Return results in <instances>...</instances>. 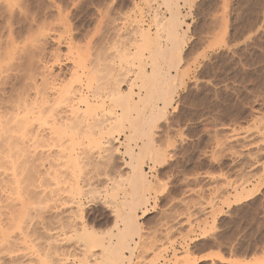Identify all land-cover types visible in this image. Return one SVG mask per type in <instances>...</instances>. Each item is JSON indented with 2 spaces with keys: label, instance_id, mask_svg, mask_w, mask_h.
Returning <instances> with one entry per match:
<instances>
[{
  "label": "rangeland",
  "instance_id": "1",
  "mask_svg": "<svg viewBox=\"0 0 264 264\" xmlns=\"http://www.w3.org/2000/svg\"><path fill=\"white\" fill-rule=\"evenodd\" d=\"M1 1L12 2V0H0V3H2ZM20 1L22 6L16 9H22L23 13H21L22 10L21 12H19L20 10L14 11L12 19L2 14L3 11H1L2 9L0 8L1 51L3 52L7 49V45L10 44L8 42L9 40L11 42V38L14 40L18 49L21 47V51L22 47L26 46L23 53L21 51V53H19L17 49V53L20 55L16 53V55H12L11 57V60L16 64L11 75L19 78L16 92L20 90V92H22L26 88V85L30 83L31 78H36L39 83L45 82V84L55 83L57 85H63V83H69L74 79L69 78V76L72 77L73 68L76 67L75 62L79 61V63H84L83 65L88 68L85 70L86 77L89 78L90 74L92 79L95 77L93 79L94 82L99 81V84L97 83V85L94 83V86L98 88V91H96L98 92L97 94L100 95L99 100L104 101L106 99L104 101L106 102V107H109L110 104L107 98L108 93L117 87L118 84L115 83H119L116 81H121L122 85L119 84V87L126 90L131 79L133 78L132 80H134L138 78V74H134L139 70L137 67L139 62H137L136 59L133 61L130 58H126L127 62L124 59L127 54H132L139 50L137 49L139 47L134 43L136 42L135 40L141 39L138 34L140 31L139 29L150 28L152 36H155L156 18L154 17L160 16L157 17L160 20L162 19V15L163 18L170 16L163 0H127V4L121 0L120 8L117 9V12L119 13L121 9H123L125 17L130 23L117 28V34L121 36V39L118 42L114 41L112 45L116 49L117 54L115 56L109 54L101 58L100 54L93 51L90 43L82 44L80 39L81 33L87 32L92 19V15L87 9L75 15L74 18L70 19L65 15L66 17L64 16L63 19H59V0H35L34 5L30 3L29 0ZM184 1L185 0H180L178 4L180 5L183 16H185L184 21L189 27L187 28V24H185L186 45L184 44L182 54V60L188 61V64H186L183 69L179 66L178 72L181 75L189 71L190 67L193 76L196 77L197 65L193 63V61H196L198 58L201 61L205 58H209L212 62L223 66L228 56L226 49L233 48L237 37L251 28L253 24L264 23V0ZM2 4L4 5V3ZM52 5H57L58 7H53ZM145 5H147V7ZM45 20H48L50 24H47ZM36 25L38 27L41 25V29L46 26L43 30L45 32L47 29V34L43 33L45 36L42 34L40 38L41 42L36 46L37 49L34 48L36 50L33 48L28 50V43L33 37H31V34H34V31L38 28ZM125 29L134 30L129 31L128 35H123ZM229 41L232 43L230 44ZM26 50H28V57L27 64L24 66L22 61L24 60L23 56ZM145 51L144 55L149 56L150 50ZM245 52H247V49ZM79 54L81 58L78 56ZM247 54L248 56H252L251 52H247ZM129 63H131V65ZM242 71L243 73H249L247 78L252 81L255 79V76L264 74V63L257 57L250 60L249 63L244 64ZM252 73H254L255 76L251 75ZM225 75L227 76L228 74L226 73ZM84 76L85 75L79 77V82H76V84V78L74 79V84L76 86L78 85L77 87H81L79 83L83 84V82L87 80ZM45 79L48 80L46 81ZM244 79L245 75L241 74L239 80L242 82ZM125 80L128 81L127 87H125ZM59 82H61V84ZM201 85H203V87ZM232 85L233 87L230 88L228 80L223 79L220 84L215 85L211 91H207L208 83L204 78L201 77L195 80V91L197 93H203L204 96H211L213 100L217 102V106L212 110H204L186 119L183 130L179 133L178 145L177 138L172 136V132L176 131V129H170L168 127L163 129L164 143L168 149L167 158H165L164 153H160V145L156 144L155 139L151 137L154 148L159 150V152L155 151L162 154V156L160 155V159L155 162L151 160L157 155L152 158L151 156L148 157L149 155L146 156L150 163L142 160L144 161L142 168L144 170L145 167L147 168L145 172L148 173V178L153 186L150 193H147L150 199L147 207L148 210L147 208L138 210V215L144 213L143 211L146 213L139 216L142 229L140 238L137 239L138 250L133 257L135 264H153L152 262H156L155 264H193V261L205 255L203 252L194 251V248L207 249L208 253L216 251L215 254H222L221 256L226 260L224 262L219 261V264H235L236 261L243 259L245 254L249 251L252 253L251 257H249L251 260H258L259 254L264 251L260 243H258L264 241V232H262L261 223L264 221V111H262V109H264V104H260L259 100L256 98L250 101L246 100L245 95L247 94L237 93L235 88L239 87V84L236 83V77H233ZM221 89H223V92H221ZM229 93H231V97H234V99L229 96ZM15 99L16 98L12 100ZM0 102L8 103L9 101L0 100ZM209 103L211 104L212 101ZM57 104L62 105L63 103L59 101ZM253 104L258 106L253 107ZM238 105V111L233 112V109H236ZM173 111H175V109ZM100 130L102 133L105 131L108 132L107 134L99 133L101 135L97 137L102 140L110 136L115 140L117 138L116 142L119 141L120 144L125 141V134L123 132L122 134L120 131L116 130ZM100 130L96 129V131H94L95 134L100 132ZM122 135H124V140L121 141ZM110 137L106 138V140H111L112 138ZM114 139L112 140L114 141ZM169 140H171V143H169ZM43 145H34L35 147H30L29 145L20 146V150H17L18 147L16 149L12 146V153H10L11 151L8 150V148L5 147L7 149L6 151L4 146L0 147V244H2V246L0 245V264H6V262L10 261L16 262V264H44V255H46L45 253L48 255L50 247L53 248L51 250L53 253L51 254H55L57 251L55 250L56 244H52L55 242L53 240L57 238V236L55 235L56 237H52L53 239L50 240V236L48 238L46 234V240V238L44 239L43 237V232L49 227L47 226L48 223L57 218V215L60 218L63 216L62 219L64 218L63 220H66L65 218L68 216L70 210L63 209L61 211L62 213L58 211L60 213H55L57 214H54L55 218L53 216L54 212H51L52 214L49 213L53 218L47 213L48 215L45 214L44 221L42 222L39 218L40 225L45 221L48 222V219H50L46 226V222L42 225L43 228L39 233V231L33 227L32 222L33 219L34 221L37 219L33 213L40 205L38 204L39 202H36L37 200H32V204H30L28 199L29 195L32 196L33 185L37 183L42 187L45 185L44 188L47 191L53 189L60 192L62 195L64 194L63 196L66 198L67 194L68 196L71 194L70 192H79L78 189L81 187L80 189L83 193L81 190L80 193L83 194V196L80 200H82V202L80 200L78 201L83 203L81 204V206L83 205V208L81 207V214L82 216L84 215L87 224H90L88 225L90 230L102 234L103 232L107 233L113 229L114 218L111 216V212L105 204V201L108 200L106 193L112 191L111 189L113 186L117 184L122 185L124 183L125 186L126 179H129L132 175L131 166L126 164L131 160L126 153V143L125 145L123 144L125 146L126 155H120L119 159L121 167L113 170L110 168V164L107 161L101 165L100 161L103 160L105 153L97 151L95 153V161L92 162L91 167L85 160H80L83 164L85 163V166L79 161L81 163V166L79 165L80 168H82V166L84 167L81 170L79 169V171L77 170L79 166L77 169L73 167L75 161H77L74 159L77 158V154L80 151L79 148L76 147L78 145L68 144L72 147H76H73L74 153H70L69 156L67 150L70 148L68 152H73L71 147L67 148V146H63L66 147V150L64 149L63 152L65 153L61 154L59 149L51 148L48 144ZM115 145L117 144H114V146ZM46 147L48 148L47 151L44 150ZM33 150H35V152ZM59 153L62 156H57ZM4 154L6 157H2ZM53 155L56 156V159H58L57 161H55L56 159ZM18 156L19 158L17 159ZM10 157L13 158L11 160L12 162L7 161ZM67 157H71V159H67ZM70 160L71 162H69ZM24 162H29V166ZM55 162H61V164L59 163L60 168L58 167V163V166H54ZM23 163L26 167L21 165ZM67 163L71 168L66 167L67 169H63L65 173L62 170V172L58 170V168L62 169L65 167H61V165ZM70 163L74 165L71 166ZM35 167L41 172L44 171L43 174L45 172L47 173L44 174L43 178L41 177V179H43L41 180L42 182L39 181L40 177H36L38 169L35 171ZM72 168L75 170L73 172L76 173H72ZM52 169L54 173L51 172ZM59 171L61 174L58 173ZM80 171L82 173H80ZM101 171L104 172L103 178L106 180V183L100 182ZM110 171L112 173L111 175H109ZM48 173L53 174L48 175ZM66 173H68V175L72 173V177L68 176ZM54 174H58L57 176L59 177ZM70 177L74 178L70 179ZM33 181L35 184H31ZM73 182L75 185H78L79 188L74 187V189L72 187L74 185ZM77 182L78 184H76ZM53 183L54 185H52ZM29 188H32L31 191ZM10 196L13 201L10 199ZM9 199L11 204L9 203L8 205ZM108 201H110V199ZM33 203H35V206ZM12 204H14V206ZM23 204H27L26 208L20 211ZM7 205L11 208L15 207L14 209H19L20 211L18 212L17 221H13V223L10 222L11 220H7L8 222L6 223L3 222L6 221L10 213L8 211L11 209L8 208ZM31 205L32 207H30ZM3 208L6 210H2ZM13 208L11 210H14ZM3 211L4 214L1 213ZM63 211L66 212L64 213ZM43 215L44 214H42V216ZM52 223L55 225V221ZM52 223L49 225L52 226ZM19 226H23L24 228L26 226V230L28 227H32L38 236L31 228H29V231H32L33 235H35V237L37 236V238L42 237L39 241H46H43L44 244L41 242L38 243L41 245L43 244L42 246L49 243L50 247L47 248L48 245L44 246L45 248L39 246L32 249L31 247V249L29 248L28 250L24 247L23 251V246L19 243L18 239L19 231L17 230ZM6 228L8 229L6 230ZM13 230H15V232ZM7 231H9V234H6ZM57 232L58 236H62L59 237V239L62 240L64 238L60 243V240H58V246L63 242L60 246L63 253L59 249L58 252L60 251L59 254L62 253L61 255L64 254L66 260V257H68L70 261L67 260L68 263L66 264H96L95 258L91 256L94 254L99 255L100 250L95 249L91 252V254L93 253L92 255L89 254L85 246L87 244L85 238L82 236L79 237L80 233L77 234L78 237H75L77 232L69 231L68 229L66 231L61 230V232L58 230ZM73 232L74 234L69 236V234ZM213 232L216 233L214 238L215 244L219 245L223 243L228 245L226 252L220 248H213L212 244L205 243L208 239V234ZM7 238L10 239L8 240ZM6 239L7 242L9 241L7 245H5ZM38 249L42 251L44 255L41 252L39 256V251H36ZM16 251H18V255H14ZM5 253H7V255H5ZM30 254L34 255L32 256ZM21 255L24 258H22ZM25 255L28 256L26 257L27 259H25ZM22 260L24 262H22Z\"/></svg>",
  "mask_w": 264,
  "mask_h": 264
},
{
  "label": "bare ground",
  "instance_id": "2",
  "mask_svg": "<svg viewBox=\"0 0 264 264\" xmlns=\"http://www.w3.org/2000/svg\"><path fill=\"white\" fill-rule=\"evenodd\" d=\"M179 1L180 0H163V3L166 6V9L168 10L170 16H168V17L166 16V17L163 18V15H162V17H161L162 19H160V20H159V18H157V17H160V16L154 17V18H156V23H155L156 34H155V36H152V34H151L152 32H151L150 28L149 29L148 28L139 29L140 31L138 32V34H139V37L141 39L140 40L139 39H137V40L134 39L136 41V42H134L135 45H137V47H139V48H137V47L136 48L139 49V50H137L136 52H134L132 54L131 53L127 54L125 59H124V60H126V58H130L133 61H135V59H136L137 62H139V64H137V67L139 68V70L134 75H137V74H139L141 72L142 66L150 65L152 63H156V62H158L160 60H163L166 54L169 56V58H171L173 55H175L176 58L182 60L184 44L186 42V30H185L184 27H186L185 24H187V23H185V21H184L185 16H183V14H182V12L180 10V5L178 4ZM185 1H187V0H185ZM1 2L4 3V5L2 3H0V8L2 9V10L1 9L0 10L3 11L2 14L7 15V17H9L11 19L14 16V11H19L20 10V9L18 10L16 8H21V6H22L20 0H12V2L11 1L10 2L9 1H7V2L6 1H1ZM17 5H20V6L17 7ZM21 10L19 12H21ZM27 12H29V11H27ZM21 13H23V10H22ZM36 21L37 20L35 19V22ZM45 21H47V24L49 23L48 20H45ZM56 25H58V24H56ZM7 26H8V23H7ZM41 27L42 26L40 25V27H38L36 29V31H39V29H41ZM187 28H189L188 24H187ZM46 30H45V32L43 30V33L47 34ZM55 32H57V31H55ZM32 36H33V34H31V37ZM60 38H62V37H60ZM6 39H8V38H6ZM8 43H10V44L7 45V49L5 47L6 50H4L2 52L1 51L2 49H0V62L1 63H3L4 61H10L12 55H16V53H17V49L18 48H17V45L14 43V40L11 38V42L9 40ZM131 43H133V42H131ZM19 48L20 49H18L19 50L18 52L19 53H21V52L23 53V50L26 49V46L22 47V51H21V47H19ZM36 49H34V50H36ZM28 50H26V51H28ZM145 50H150L149 56L144 55V51ZM19 53H17V54H19ZM32 54H33V52H32ZM78 56L80 57V54ZM29 58H30V56H29ZM58 58H60V57H58ZM75 63H76L75 64L76 67L73 68L72 75H71L72 77L69 76V78H72V79L76 78V80H75V84H76V82L77 83L79 82L78 78L81 77L82 75H85L84 77L87 80H85L83 82V84L79 83L81 85V87H77L78 85L76 86L74 84V79L72 81H70L69 83H66V84L63 83V85L61 84V82H59L61 85H59V84L57 85L55 83H48V84H45V82L44 83H41V82L39 83V81L36 78H31L30 79V83L28 85H26V88L24 87L25 89L22 92H20L21 90L17 91L18 93H17V96L15 97L16 98L15 100H12V101L9 100L8 103L0 102V145H1L0 147L4 146V148L6 147V148H8V150L11 151L12 146H13V148H16V149L18 147L17 150H20L21 147L25 146V145H29L30 147L31 146L33 147L34 145L41 146L43 144H48V137L51 135V133L50 132H45V130L40 125V122L41 121H45L46 122L47 119H48L49 112H53V111L60 112L61 118L65 119L67 112L79 111V105L81 103H83L85 105V108H86V113H84V119L81 121V123L84 124V127L86 129V131L84 132L85 136H89V137L94 136V137H96L97 140H102V139H100L97 136H99V135H101L103 133L107 134L108 132L105 131V132L102 133V131L100 129H103V130L109 129L110 131L116 130V131H120L121 133L123 132L124 134L127 133V135H125V141L124 142L126 143V153L128 154L127 156L130 157V159H131L130 161L131 162L129 161V163H126V164L131 166L132 175L129 177V179H126L125 186H124V183L122 185H118L117 184L118 186L117 185L113 186V188L111 189L112 191H109V192L106 193L107 196H108V200L110 199V201H108L107 199H106L107 201H105V204L108 206V210L111 212V216L114 218V225H119L118 228H114L113 227V229H111L107 233H105V232L102 233L101 232L102 234L97 233L96 231H91L90 230V228L88 226L90 224H87V222H86L87 220L85 221L84 215L82 216V214H81L82 213L81 212L82 211L81 207L83 206V205L81 206V204H83V203H81L82 200H80L82 198V196H83V194L80 193V190H81L80 188L81 187L79 188V186L75 185L74 182H73V184L75 186L72 184L73 185L72 187L73 188L74 187L75 188H79L78 189L79 192L76 191V193H73V192H70V191L67 190L71 194L68 196V194L65 193V194H67V198H66V197L63 196L64 194L62 195L60 192L55 191L53 189L51 191H49V190L47 191L44 188L45 185H43V187H42L40 184H38V183L35 184V182L33 181L31 184H35V185H33L34 187L32 186L34 190L32 188H29L30 191L32 189V196L29 195L28 199L30 201V204H32L31 203L32 200H35V201L37 200L36 202H39L38 203L39 205H43L44 209H51V212H54L53 213L54 218H55V215H57L55 213H57L58 211L61 212L63 209H69L70 210L67 217L64 215L66 217L65 218L66 220H63L64 218L62 219L63 216L60 218L57 215L56 216L57 218L54 220L55 221V225L52 223V222H54L53 220H51L52 222H49L50 219H48L49 223L46 222V221H45L46 223L43 222V224L45 223V226L47 225V223H48L47 226H49L46 229L47 232H46V230L44 231L45 234L43 232L44 239L46 238V234H47L48 238L50 236V240L53 239L52 237H56L57 236V238H55L53 240L55 242H53V243L51 242L54 245L56 244L55 245L56 246L55 250H57V251L55 252V254H51V253H53V252H51V250L53 248L50 247L49 243L48 244L45 243V244L48 245L47 248L50 247V251H49L50 254L48 252V255H47V253H45L46 255H44L42 251H39V249L36 250L37 252L39 251V256H40L41 252L45 256L44 262H43L44 264H66V263H68L67 260L70 261L68 259V257H66L67 260L65 259L64 254L61 255L63 252L61 251L60 246L63 244V242L61 243V245L59 244L60 246H58V240H60L59 241V243H60L64 238L62 240L59 239V237H62V236L61 235L58 236L57 235V233H58L57 231L60 230V232H61V230L62 231L65 230L66 231L67 229L69 231L77 232L75 234V237H78L77 234L80 233L79 237L82 236L83 238H85V242L89 245V246L87 244L85 245L87 247L86 249L89 251V254H91V252L93 250H95V249H99L100 250V254L99 255L94 254L93 256H91L92 258L93 257L95 258L96 264H100V263L101 264H131V262L133 260V257L135 256L136 251L138 250L137 239L140 238L141 229H142L141 228V224L139 222V216H141L142 214L146 213L145 211H143L144 213H142L141 215H138V210H141L143 208L146 209L148 207L150 199L147 196V193H150V190L152 189V186H153L151 181H150V179L148 178V176H149L148 173H146L145 170L142 168V165L144 164V161H142V160H144L143 157H145V156L149 155L148 157L151 156V158H152V157H155V155H157L154 159L151 160V161L154 160V162H155L156 160L160 159L159 156L160 155L162 156V154H160L161 152L158 153L159 150L154 148L153 141H152L151 137H148V138H145L144 136H139L138 137V139L141 140V142L143 143V147L141 149H139V152L142 153V155H138L137 157H133L132 156V153H131L130 149H128L127 145L132 140L133 136L136 135V133H137V129L135 127L136 121L140 120V119H142L145 123L151 121L152 120V112H151V109H149L147 113H145L143 108L137 109L136 97L133 96V92L135 91L134 88H133V85L135 84V82L137 80L136 78L134 80H132L133 78L131 79V81L129 82L128 88L126 90H124V89L119 87V84L122 85L121 81H116V82H119V83H115V84H118L117 87H115V88L112 87L114 89H112L108 93L107 98L110 101V104H109V107H106V105H105L106 102H104L106 99L105 100L102 99L104 101L99 100L100 95L97 94L98 93L97 92L98 88H96L97 86L96 87L94 86V83H96V84L98 83L99 84V81L94 82L93 79L95 77L92 79L90 74H89L90 77L88 76L89 78L86 77L85 70L88 69V68H86L83 65L84 63L83 64L81 62L79 63V61L75 62ZM129 64L131 65V63H129ZM132 64H134V63H132ZM85 65H86V63H85ZM133 66H135V65H133ZM179 66H180L179 64H174L173 68L178 72L179 71ZM80 69L82 70V73H81ZM91 72H93V71H91ZM133 73H134V71H133ZM42 74H43V72H42ZM93 75H95V74H93ZM44 77H45V75H44ZM113 86H114V84H113ZM99 94H100V92H99ZM2 101H4V100H2ZM59 101L61 103H63L62 106L63 105H67V107L64 109V111H60V109L52 108L55 105H57V102H59ZM133 113H135V115H133ZM33 128H35V131H33ZM96 129L100 130V132H98L97 134H95V132H94V131H96ZM99 133H101V134H99ZM106 134H104V135H106ZM109 137H106V138H109ZM106 138H105V140H106ZM110 138H112V137H110ZM112 139H114V138H112ZM112 139L111 140L109 139L111 141V143L108 145V147H113L114 144H118V143L120 144L119 141L116 142L117 138H116V140L114 139V141ZM124 142L121 143V144L125 145ZM39 146H38V148H39ZM66 146H67V148L71 147L72 149L74 147V146L72 147L71 145H66ZM76 147H78V146H76ZM76 147H74V148H76ZM64 149L66 150V147H63V150ZM69 149L67 150L68 156H69L70 153H74V149L72 150L73 152H68ZM155 150L158 151V152H156ZM6 151H7V149H6ZM33 151L35 152V150H33ZM10 153H12V151ZM63 153H65V152H63ZM75 154H76V152H75ZM59 155H60V153L57 156H59ZM65 155H67V154H65ZM50 156H51V154H50ZM53 156L56 159V156L55 155H53ZM60 156H62V155H60ZM2 157H6L5 154H4V156L2 155ZM51 157H49V158H51ZM7 158H9V157H7ZM18 158H19V156L17 157V159ZM68 158L71 159V157H67V159ZM74 158H76V157H74ZM5 159H4V164H5ZM12 159L13 158L10 157V159L9 160L7 159V161L8 162L9 161L12 162L11 161ZM14 159L17 160L16 158H14ZM59 159H60V157H59ZM15 160H14V162H15ZM57 160L58 159H56L55 161H57ZM74 160H77V158L74 159ZM133 160H135L136 162L133 163ZM17 161H19V160H17ZM62 161L65 162L64 160H62ZM38 162H40V161H38ZM69 162H71V160ZM72 162H74V161H72ZM80 162L78 163V161H75V163H74L75 165L72 164V163H70V164H71V166L74 165L73 167L74 168L76 167L75 169H77V167L82 163V162L81 163ZM24 163L21 164V165L23 166ZM53 163H54V161H53ZM57 163L55 162L54 166H56ZM59 163L61 164V162H59ZM59 163H58L59 166L58 165L57 166L60 168V164ZM16 164L19 165L18 163H16ZM16 164H14V165H16ZM27 164L29 166V162ZM157 164H158V162H157ZM32 165H30V166H32ZM62 166H65V167H63L62 169H59L57 167L58 170L64 171L65 169H67L66 167L71 168L70 165H68V163L64 164V165H61V167ZM80 166L77 169L78 171H79V169L81 170V169L84 168L83 166H82V168H80ZM23 167H26V166L24 165ZM39 167H41V166H39ZM36 169H38V168L35 167L34 170L36 171ZM19 170H20V168H19ZM71 170H72V173H76V172H73V171H75V170H73V168ZM71 170H67V171H71ZM60 171L58 173H60ZM43 172L44 171L41 172L39 169L37 171L36 177H40L39 181L43 180V179H41V177L43 178L44 174H47L46 172L43 174ZM51 172H53V169H52ZM53 173H50V174H53ZM64 173H65V171H64ZM72 173H69V175H68V173H66V174L68 176L72 177ZM80 173H82V172L80 171ZM50 174L48 173V175H50ZM54 175H56V174H54ZM63 175H62V177H63ZM51 176H53V175H51ZM57 177H59V176H57ZM71 177H70V179L74 178V177L73 178H71ZM79 177H80V175H79ZM54 178H55V176H54ZM67 179H68V177H67ZM48 180H50V179H48ZM35 181H36V179H35ZM67 181H66V183H67ZM74 181H76V180H74ZM64 182H65V180H64ZM55 184H56V182H55ZM76 184H78V182ZM52 185H54V183ZM70 189L72 190L71 187H70ZM81 192H82V190H81ZM106 194H105V196H106ZM84 196H86V195H84ZM10 197H8V198H10ZM27 197H26V199H27ZM10 199L12 200V197ZM10 199L8 201V205H9V203L11 204ZM28 199H27V201H28ZM78 200H80L81 202L78 201ZM34 204L35 203H33V205ZM12 205L14 206V204H12ZM26 205L23 204L20 211H22L23 208L25 209ZM0 207H1V205H0ZM30 207H32V205ZM8 208H11V207L8 206ZM11 209H9L10 211H8L10 213H9L6 221H3V222L6 223L9 220H11L10 222L13 223V221H17V216L19 214L18 212H20V211H19V209H14V210H11ZM2 210L5 211L6 209L3 208ZM147 210H148V208H147ZM4 211L1 212V213L4 214ZM60 212H58V213H60ZM63 212L65 213L66 211H63ZM47 213L48 212L45 211L43 213L44 215L43 216L41 215V217H40V221L41 222L44 221L45 214H47ZM51 214H49V215H51ZM59 215H61V214H59ZM28 216H30V215H28ZM53 216L51 218H53ZM33 221H34V219H33ZM51 223L53 224L52 225L53 228H52V226L49 225ZM39 224H41V223H39ZM29 228H31L33 232L35 231L32 227H28L27 230H26V226H25V228L23 226H19L18 227V230H19V232H18L19 233V238L18 239H19V243L22 244V246H23L22 250L24 249V247L26 248V250H28L29 248L31 249V247L33 249V248H37L39 246H41V248L46 246V245L42 246L44 244L43 243L44 240L43 241H39V239L42 238V237L37 238V240L33 239V237H35V235H33L32 231L31 232L29 231ZM44 228H46V227H44ZM7 229L8 228H6V230ZM12 229H14V228H12ZM13 231L15 232V230H13ZM8 232L9 231H7L6 234H9ZM39 233H40V231H39ZM35 234L38 236L37 233H35ZM66 234H67V232H66ZM72 234H74V232L69 234V236L70 235L72 236ZM8 237H9V235H8ZM63 237H65V236H63ZM3 239H4V237H3ZM7 239H6V241H7ZM46 240H47V238H46ZM2 241H4V240H2ZM15 242H16V240H15ZM38 242H41L43 244L41 245ZM44 242H46V241H44ZM0 245L2 246V244H0ZM73 247H74V245H73ZM58 249L62 252L61 254H59L60 251L58 252ZM86 249H85V251H86ZM43 250H45V249H43ZM73 250H75V249H73ZM18 251H20V250H18ZM18 251H16V253H18ZM1 252H2V250H1ZM71 252H72V250H71ZM86 253H87V251H86ZM89 254H88V256H89ZM30 255H32V254H30ZM221 255L216 254V256L218 258H220L219 261H223L224 262L226 259L223 256H221ZM67 256H68V254H67ZM26 257H28V256L25 255V259H27ZM203 257L204 256L200 257L199 259H203ZM22 258H24V257L22 256ZM17 260H18V258H17ZM22 262H24V261L22 260ZM152 263L155 264L156 262L155 263L152 262Z\"/></svg>",
  "mask_w": 264,
  "mask_h": 264
},
{
  "label": "snow or ice",
  "instance_id": "3",
  "mask_svg": "<svg viewBox=\"0 0 264 264\" xmlns=\"http://www.w3.org/2000/svg\"><path fill=\"white\" fill-rule=\"evenodd\" d=\"M29 2L33 5L35 4V0H29ZM120 2L121 0H59V19H63L65 15L70 19L74 18L75 15L87 9L92 15V19L87 32H82L80 35L82 44L90 43L93 51L100 54L101 58L109 54L115 56L117 53L112 46L113 42H118L121 39V36L117 34V28L130 23L126 19L123 9L119 13L117 12V9L120 8ZM123 2L127 4V0H123ZM19 6L17 5V7ZM52 6L58 7L57 5ZM145 6L147 7V5ZM44 27L46 28V26ZM133 30L125 29L123 35H128L129 31ZM42 34L43 28L39 31H34L32 40L28 43L29 50L35 48L41 42ZM229 43L231 44L232 42L229 41ZM246 49L247 52L252 53V56H248L247 52H245ZM226 51L228 56L223 66L212 62L209 58H205L203 61L198 58L193 61L197 65L196 77L193 76L190 67L189 71L183 73V75L173 68L174 64H179L181 69L188 64V61L178 59L175 55L169 58L166 54L163 60L142 66V70L133 85L136 90L133 92V96L136 97L137 109L143 108L145 113L151 109L152 120L147 123L142 119L136 121L137 133L127 145L133 157L142 155L139 149L143 145L138 137L144 136L145 138H154L155 143L160 145V152L164 153L165 158H167L168 149L164 143L163 129L165 127L176 129V131L172 132V136L177 138L178 145L179 133L183 130L186 119L204 110H212L217 106V102L211 96H204L203 93L195 91L194 85L197 78H204L208 83L206 90L211 91L223 79H227L229 87L232 88V79L236 77V83L239 84V87L235 88L237 93L247 94L245 95L246 100L250 101L256 98L260 104H264V74L255 76L252 73L251 75L255 76V79L250 81L247 78L249 73H243L242 71L244 64L257 57L264 63V23L253 24L251 28L237 37L233 48L226 49ZM27 57L28 51L25 52L24 60L22 61L24 66L27 64ZM15 67L14 61L0 63V100L9 101L17 95L16 89L19 78L11 75ZM226 73L228 74L227 76L225 75ZM241 74L245 75V79L242 82L239 80ZM127 84L128 81L125 80V87H127ZM201 86L203 87V85ZM221 92H223V89H221ZM229 96L231 97V93H229ZM231 98L234 99V97ZM210 101H212L211 104L209 103ZM252 106L257 107L258 105L253 104ZM54 107L64 111L67 105L57 104ZM174 109L175 111H173ZM238 109L239 105L236 109H233V112L238 111ZM84 113H86V108L83 103L79 105V111L67 112L65 119L61 118L60 112H49L47 121L40 122L45 132L51 133L48 137V145L51 148L59 149L61 154H63V146L70 143L78 145L80 151L77 154V161L85 160L90 167L92 162L95 161V153L102 151L105 155L103 160L100 161L101 165L107 161L113 170L121 167L119 159L120 155H126L125 146L118 143L113 147H108L111 143L110 140H97L94 136H85L84 132L86 129L84 124L81 123L84 119ZM33 131H35V128H33ZM121 140H124V135L121 136ZM169 143H171V140H169ZM44 150L47 151L48 148L46 147ZM144 160L150 163L146 156ZM135 162L133 160V163ZM145 170H147L146 167ZM111 174L110 171L109 175ZM100 176V182L106 183L103 178V171L100 172ZM45 211L50 213L51 209H44V206L40 205L33 213L37 218L33 221V227L37 231H40L43 227L39 224V218ZM261 223L262 232H264V221ZM113 227L118 228L119 225H114ZM215 236V232L209 233L205 243L212 244L213 248H220L226 252L228 245L223 243L215 244ZM33 239L37 240V237H33ZM7 243L5 241V245ZM258 243L264 249V241ZM193 250L205 253L203 259L193 261V264H219L220 258L216 256L215 252L208 253L207 249L194 248ZM14 255H18V253H14ZM251 255L252 253L249 251L243 259L236 261L235 264H264V251L259 254L258 260L249 259ZM6 264H16V262L10 261L6 262ZM132 264H135V260L132 261Z\"/></svg>",
  "mask_w": 264,
  "mask_h": 264
}]
</instances>
